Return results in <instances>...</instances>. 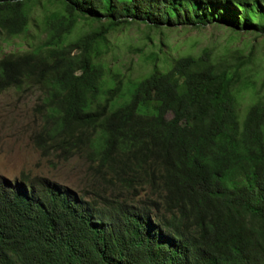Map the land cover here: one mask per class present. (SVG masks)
<instances>
[{"label":"trees","instance_id":"16d2710c","mask_svg":"<svg viewBox=\"0 0 264 264\" xmlns=\"http://www.w3.org/2000/svg\"><path fill=\"white\" fill-rule=\"evenodd\" d=\"M42 1L0 0V37L25 36ZM44 1L60 8L43 6L37 47L0 57V94L39 93L38 150L146 194L99 202L0 177V264H264V96L240 117L244 64L150 53L151 71L127 85L101 62L108 34L132 24L264 35V0ZM80 21L98 25L69 41Z\"/></svg>","mask_w":264,"mask_h":264},{"label":"rangeland","instance_id":"374dc122","mask_svg":"<svg viewBox=\"0 0 264 264\" xmlns=\"http://www.w3.org/2000/svg\"><path fill=\"white\" fill-rule=\"evenodd\" d=\"M59 9L57 3L42 1L32 10V22L25 36L3 40L0 37V57L9 53H24L37 47L44 35L40 19L46 13ZM97 23L80 21L69 41L75 40L96 27ZM203 51L217 62L228 64L236 60L244 64L243 77L252 85L251 90L243 91L238 101L240 117L251 105L255 93L264 96V35L254 33H235L225 25H206L201 27L176 26L172 28H152L142 23L132 24L108 34L106 48L101 56L108 75L118 74L127 85L151 71V63L146 59L150 53L159 58L171 60L190 54L199 56ZM39 93L36 90H8L0 94V177L14 181L23 176H40L60 184L88 199L109 197L125 199L137 204L146 193H120L103 181L88 166L83 158L69 161L58 158L55 153H43L32 142L33 134L40 125L36 109ZM124 103L114 101L113 107ZM171 115H168L170 117Z\"/></svg>","mask_w":264,"mask_h":264}]
</instances>
